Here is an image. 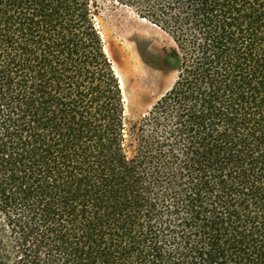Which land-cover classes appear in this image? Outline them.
<instances>
[{"label": "trees", "instance_id": "trees-1", "mask_svg": "<svg viewBox=\"0 0 264 264\" xmlns=\"http://www.w3.org/2000/svg\"><path fill=\"white\" fill-rule=\"evenodd\" d=\"M105 1L175 44L139 126ZM0 264H264V0H0Z\"/></svg>", "mask_w": 264, "mask_h": 264}, {"label": "rangeland", "instance_id": "rangeland-1", "mask_svg": "<svg viewBox=\"0 0 264 264\" xmlns=\"http://www.w3.org/2000/svg\"><path fill=\"white\" fill-rule=\"evenodd\" d=\"M96 22L115 71L123 80L127 125L139 126L175 81L176 72L162 60L164 50L175 44L168 34L130 7L109 1L102 3ZM129 133L131 142L133 136Z\"/></svg>", "mask_w": 264, "mask_h": 264}, {"label": "bare ground", "instance_id": "bare-ground-1", "mask_svg": "<svg viewBox=\"0 0 264 264\" xmlns=\"http://www.w3.org/2000/svg\"><path fill=\"white\" fill-rule=\"evenodd\" d=\"M140 34V33H139ZM118 76L120 77V80H121V82L123 81L122 80V77L119 75V73H118ZM122 86H123V83L121 84Z\"/></svg>", "mask_w": 264, "mask_h": 264}]
</instances>
